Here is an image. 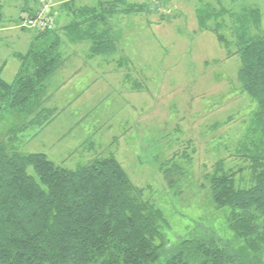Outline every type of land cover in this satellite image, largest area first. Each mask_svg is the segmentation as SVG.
Wrapping results in <instances>:
<instances>
[{"label": "rangeland", "instance_id": "rangeland-1", "mask_svg": "<svg viewBox=\"0 0 264 264\" xmlns=\"http://www.w3.org/2000/svg\"><path fill=\"white\" fill-rule=\"evenodd\" d=\"M42 1L0 0V76L7 82L18 70L14 54L26 51L34 32L18 27L27 15L22 7ZM130 1L144 8L113 19L116 51L89 57V42L65 44L64 64L46 81L45 106L56 113L48 124L40 128L0 105V142L9 153H43L71 170L112 154L163 212L169 244L198 224L232 240L205 174L220 159L234 169L241 164L235 155L257 106L241 90L232 36L236 17L249 9L258 22L248 24L250 35L264 38V0ZM206 5L215 15L204 28L197 10Z\"/></svg>", "mask_w": 264, "mask_h": 264}, {"label": "trees", "instance_id": "trees-1", "mask_svg": "<svg viewBox=\"0 0 264 264\" xmlns=\"http://www.w3.org/2000/svg\"><path fill=\"white\" fill-rule=\"evenodd\" d=\"M58 1L56 9L47 0L22 7V12L28 7L27 15L18 27L34 32L26 51L14 54L15 78L7 82L0 76V105L40 128L56 114L45 106L46 81L64 64L65 44L87 41L89 57L110 54L117 49L113 19L144 8L129 0ZM45 6L51 25H24ZM56 12L63 13V25L56 23ZM255 13L243 9L232 36L241 90L257 106L247 140L235 155L241 164L234 169L220 159L205 174L214 209L226 210L232 240L198 224L169 244L163 212L132 184L112 154L71 170L43 153H9L0 142V264H264V38L247 28L258 23ZM214 15L208 5L200 7L199 25L206 28ZM217 39L227 47L224 36L217 33Z\"/></svg>", "mask_w": 264, "mask_h": 264}, {"label": "built area", "instance_id": "built-area-1", "mask_svg": "<svg viewBox=\"0 0 264 264\" xmlns=\"http://www.w3.org/2000/svg\"><path fill=\"white\" fill-rule=\"evenodd\" d=\"M47 10H48V6H45L35 19H29L24 23V25H26L27 27H39V28L51 25L50 20L44 17V14L46 13Z\"/></svg>", "mask_w": 264, "mask_h": 264}, {"label": "crops", "instance_id": "crops-1", "mask_svg": "<svg viewBox=\"0 0 264 264\" xmlns=\"http://www.w3.org/2000/svg\"><path fill=\"white\" fill-rule=\"evenodd\" d=\"M58 4H59V6H60V4H61V2L60 1H58ZM56 13H58L57 14V18H56V23H60L57 19H58V17H59V15H61V17H60V20H61V25H63L64 23H65V19H64V15H63V13H59V12H56Z\"/></svg>", "mask_w": 264, "mask_h": 264}]
</instances>
